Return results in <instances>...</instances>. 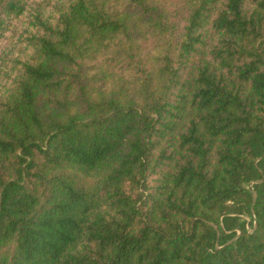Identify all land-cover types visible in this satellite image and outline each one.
Instances as JSON below:
<instances>
[{
  "label": "trees",
  "instance_id": "1",
  "mask_svg": "<svg viewBox=\"0 0 264 264\" xmlns=\"http://www.w3.org/2000/svg\"><path fill=\"white\" fill-rule=\"evenodd\" d=\"M0 264H264V0H0Z\"/></svg>",
  "mask_w": 264,
  "mask_h": 264
}]
</instances>
